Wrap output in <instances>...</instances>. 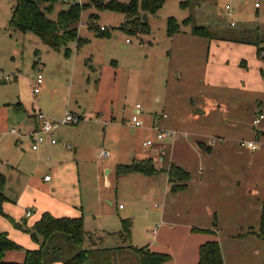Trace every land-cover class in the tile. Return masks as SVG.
Segmentation results:
<instances>
[{
    "label": "crops",
    "instance_id": "crops-1",
    "mask_svg": "<svg viewBox=\"0 0 264 264\" xmlns=\"http://www.w3.org/2000/svg\"><path fill=\"white\" fill-rule=\"evenodd\" d=\"M199 1L217 6V0H191V3L199 4ZM240 2L246 4L245 0ZM256 3H261V6L256 8ZM227 6L231 7L232 16H229ZM240 7V16L229 3L224 9L228 18L230 17V28H237V33L225 34L223 30L212 32L205 25L195 24L194 26L207 29L210 37L192 36L191 30L186 32V38L191 40V45L200 43L205 47L206 43H209L210 53L224 51L231 60L227 61L218 73L206 74L198 73L195 64L189 62L188 58L185 59L184 65L187 68L192 66V70L198 74L196 83L199 81V75L203 76L201 87L195 90V86H192L186 98L190 103L179 108L173 101L170 114L155 115L153 118V129L157 128V135L158 130H163L159 128L160 125L166 127L163 131H176L178 134L163 140L156 137V143L153 142L150 147L153 152H139L141 156L135 157L129 164L119 162L115 164L114 169L109 166L104 168L107 175L104 186L106 190L113 186L108 180V175L114 173L118 178L116 168L119 165H131L150 158L160 171L154 176L133 173L123 177L126 180L135 175L144 176L146 179L134 178L132 183L130 181L128 193L132 195L135 203L145 197H152L156 200L155 206L160 208L158 215L148 217L150 225L145 230L144 238L137 237L138 228L133 221L137 216H132L136 210L123 218L118 214V222L108 215L105 218V209L101 210L100 207L102 196L98 190L99 186L97 185V192L94 194L90 182L82 179V167L85 175L90 167L85 165V161L87 151L91 149L88 145L92 143L96 133V130L91 131L88 128L98 125L93 115L100 116L98 111L101 112V107L90 114L88 109L81 105L78 109H66L62 118L68 111L82 117L79 123L68 126L74 127L73 131L67 134L61 132V128L55 134L58 140L56 145L46 142L39 151H33L30 147V157L22 154L19 160L11 158L9 161L15 166L4 168L0 156V174L9 175L22 187L27 182L28 188L36 193V196L26 195L16 204L6 192L5 185L3 193L7 202L3 209L6 216L18 221L24 218V209L32 207L34 212L37 211L33 218L34 223L30 224L33 226L45 213L54 217L83 215L85 231L88 234L86 215H99L103 223L94 230L100 233L99 237L97 234H94V237L99 238V244L101 241L109 245H100V248L108 249L123 247L126 240L118 237L122 231L121 221L130 219L133 227L128 246L148 247L152 252L167 254L171 257L168 264H198L200 247L214 240L221 245L225 264H233V260L236 264H242L243 258L246 259V252L252 264H263L264 240L258 237L257 233L264 201V119L256 128L253 126V120L258 114H264V59L259 56V51H264V25H260L258 20H249L247 11H242L243 5ZM254 8L258 16L259 10L264 9V0H254ZM235 19H241L240 26ZM232 22H236L235 26H231ZM98 85L99 89L102 88V80ZM72 99V95L64 96L66 106L73 103ZM17 104L20 106L19 110L14 108L16 112L25 111L21 102L15 105ZM38 109L43 112L41 108ZM134 112L136 116L141 115L142 108L137 109L136 106ZM44 114L57 120V114ZM141 123L140 127L134 129L142 128L144 122ZM109 124V121H105L104 127ZM34 126L35 123L32 122L30 129ZM59 132L61 134L58 138ZM242 140L256 141L259 149L250 151L241 148ZM64 143L70 144L71 147L66 148ZM83 162L84 165H81ZM172 164L185 169L191 175L189 187L183 192L171 191L167 170ZM46 176H50L51 181H45ZM106 201L112 204L108 196ZM119 209L124 211L125 207L120 205ZM31 217L32 213L30 216L26 214V218ZM10 227L6 217L0 215V232L9 231L5 232L8 237L24 249L6 252L4 260L21 264L25 261V250H37L40 244L31 243L29 240L24 242L23 237L29 235H23ZM203 230H213L215 233H204ZM123 248L116 252L113 264H130V261L132 264H139L138 256Z\"/></svg>",
    "mask_w": 264,
    "mask_h": 264
},
{
    "label": "rangeland",
    "instance_id": "rangeland-1",
    "mask_svg": "<svg viewBox=\"0 0 264 264\" xmlns=\"http://www.w3.org/2000/svg\"><path fill=\"white\" fill-rule=\"evenodd\" d=\"M72 1H57L48 18L56 21L59 13ZM80 1L82 5H86L78 23V35L82 43L80 46L75 42L70 43L68 48H70L71 56L67 58L66 48H62L61 51L55 50L33 32L11 27L10 21L16 2L0 0L1 161L7 169L15 166L9 161L11 158L19 160L22 154L31 156L30 140L12 135L10 131L17 129L21 136L26 135L32 127L33 109L39 107L44 113H53L55 116L57 114V120H61L66 109H78L81 105L87 108L90 114L101 107V112L98 111L100 116L93 115L98 125L88 128L91 131L96 130V133L92 143L88 145L91 149L87 151L85 165L90 167L86 175L82 167V179L90 182L94 194L97 192V185L99 186L98 190L102 196L100 207L101 210L105 209V218L108 215L118 222L119 215L123 218L136 210L132 216L133 218L137 216L133 219L138 228L137 237L144 238L145 230L150 225L148 217L158 215L160 208L155 206L156 200L152 197H145L135 203L128 190L130 181L132 183L134 178L139 180L146 178L135 175L125 180L123 177L116 178L113 173L108 175V180L113 183V186L106 190L104 186L107 175L104 168L109 166L114 169L115 164L119 162L129 164L135 157L141 156L139 152L141 154L153 152L151 148L146 150L143 143L148 140L154 143L157 141V128L153 129L155 115L170 114L173 101L179 108L190 103L186 100L187 94L192 90V86H195L193 87L195 90L201 87L203 76L199 75L198 83L195 82L198 74L192 70V66L187 68L184 65L186 58L195 64L198 73L206 74L218 73L222 66L231 60L224 51L210 53L209 43H206L205 47L200 43L191 45L189 43L191 40L186 38V32L192 31L191 27L194 24L205 25L212 32L223 30L225 34L237 33V28L232 29L229 26L230 17L228 18L224 10L226 4L229 3L237 15L240 12V5H243L242 11H247L248 19L258 20L260 25H264V9L259 10L256 16L254 0H245L246 4H240V0H217V6L200 1L199 4L190 3L183 6L187 0H165L157 14L146 15L150 34L134 35L123 29V25L128 20L127 15L109 7L110 4H126L130 0H104L103 3L93 0ZM170 19H174L180 26L179 32L172 36L168 32ZM189 19L191 24H184ZM235 21L239 24L241 19H235ZM102 28L105 31H101ZM190 35L193 36L192 32ZM39 74L43 75V84L41 93L34 97L33 88L36 86ZM7 77L11 80L6 81ZM101 80L102 88L99 89L98 84ZM68 94L73 98L70 106H66L67 103L64 101V96ZM18 102H21L25 111L14 110L13 106ZM138 105L142 108V113L137 117L144 122V125L142 128L134 129L131 121L136 116L134 109ZM112 119H114L113 122ZM105 121L110 122L106 128ZM73 128L65 126L61 132L69 134L68 132L73 131ZM159 128L166 129L162 125ZM61 132L58 133V138ZM102 151H109L111 156L101 159ZM81 165H84V162ZM2 175L6 179V192L12 196L13 202L21 201L26 195L36 196V193L28 188L27 182L22 187L9 175ZM107 196L111 198L112 204L106 201ZM120 205L125 207L124 211L119 209ZM26 209H24L23 219L14 221L7 216L6 220L12 230L29 235L23 237L24 242L29 240L41 246L43 242L41 236L34 238L24 233L15 224L21 223L25 227L26 221L28 229L36 224L30 226L34 223L33 218L37 211L34 212L32 207ZM28 212L32 213L31 218H26ZM86 216L88 234L85 237L84 248L100 249V245L109 246L101 241L99 244V238L94 237V234L99 237L100 233L94 230L103 223L101 217L89 214ZM137 237L135 234L136 239ZM60 240L67 253L68 244L62 238ZM124 242L123 249H127L128 241ZM245 255L246 259L243 258L242 264H252L247 252ZM121 257L123 258V255ZM130 264H132L131 261ZM233 264H236L235 260Z\"/></svg>",
    "mask_w": 264,
    "mask_h": 264
},
{
    "label": "trees",
    "instance_id": "trees-1",
    "mask_svg": "<svg viewBox=\"0 0 264 264\" xmlns=\"http://www.w3.org/2000/svg\"><path fill=\"white\" fill-rule=\"evenodd\" d=\"M57 1L59 0H15L16 5L12 12L10 25L22 31L33 32L46 45L55 50L66 48L65 55L70 57L71 51L68 45L75 42L80 46L82 43L78 35V23L82 10L86 5H82L79 2L68 3L67 7L59 13L58 19L51 21L48 15L53 11ZM93 1L104 2V0ZM164 1L130 0L126 4H110L109 7L127 15L128 20L123 25L125 31L134 35H149L151 31L149 24L144 21V15L157 14L162 8ZM190 3L191 0H187L186 3H183V6H187ZM189 22L190 19L189 21L186 20L184 24ZM179 30V24L174 19H170L168 23L169 34L172 36ZM191 32L196 36L210 37L211 35L207 29L198 26H193ZM19 106L20 104H17L13 108L19 110ZM159 172L150 158L136 161L131 165H119L116 168V176L118 178L133 173L154 176ZM167 173L173 193H180L188 189L191 182V175L188 171L172 164ZM5 185L6 179L0 174V215L7 217L3 209L5 202H7V198L3 193ZM121 222L122 231L118 237L130 241L133 222L130 219H123ZM15 224L24 233L30 234L34 238L37 236L43 238L39 249L25 250V261L21 264H53L56 262H62L63 264H113L116 252L123 248L85 249L86 231L83 215L79 217H54L50 213H45L31 229L26 227V222L25 227L21 223ZM197 231L195 230V232ZM202 232L213 235L215 233L213 230H203ZM257 236L264 240V201ZM60 238L69 246L67 253H65V249L61 245ZM127 249L138 256L139 264H168L171 261L169 255L152 252L148 247L137 248L128 246ZM23 250L20 245L8 237L7 233L0 232V264H20L6 262L4 256L8 251ZM198 264H225L221 245L217 240L208 241L200 247Z\"/></svg>",
    "mask_w": 264,
    "mask_h": 264
},
{
    "label": "built area",
    "instance_id": "built-area-1",
    "mask_svg": "<svg viewBox=\"0 0 264 264\" xmlns=\"http://www.w3.org/2000/svg\"><path fill=\"white\" fill-rule=\"evenodd\" d=\"M73 3H81L80 0H73ZM261 6V3H256V8H259ZM227 10L229 11V16H232V9L230 6H227ZM231 26H235V23L232 22ZM101 31H105L104 28L101 29ZM128 42H131V40H128ZM259 56L264 59V51L261 50L259 52ZM10 77L6 78V81H10ZM43 84V75L39 74L36 79V86L33 88V94L34 96H37L40 93L41 85ZM137 109H140V105L137 106ZM33 122L35 123V126L33 129H30L26 135L21 136L19 130L12 129L10 131L11 134L17 135L19 137H25L28 138L31 142V149L33 151H39L41 146L44 145L46 142H50L52 145H56L58 143L56 139V132L59 131L61 128L65 126L75 125L79 123L82 120V117H80L77 114L67 112L63 119L61 120H53L47 115H45L41 110L35 109L32 115ZM264 119V114L260 113L258 114L255 119L253 120V126L256 128L261 121ZM142 125L141 121L138 119L137 116L133 118L132 127H140ZM159 133L157 135L158 140H163L165 137L177 135L178 133L176 131H163L158 130ZM153 142L151 140H148L143 143V146L145 148L152 147ZM64 146L66 148H70L71 145L68 143H64ZM240 147L243 149H248L250 151H257L259 149V146L256 141H247L242 140L240 142ZM110 152L108 151H102L100 153V157H110ZM45 181H51L50 176H46L44 178ZM122 208V207H121ZM30 212L27 213V216H30ZM153 233H156V230L153 231Z\"/></svg>",
    "mask_w": 264,
    "mask_h": 264
},
{
    "label": "water",
    "instance_id": "water-1",
    "mask_svg": "<svg viewBox=\"0 0 264 264\" xmlns=\"http://www.w3.org/2000/svg\"><path fill=\"white\" fill-rule=\"evenodd\" d=\"M144 21H145L146 23H148V18H147L146 15H144Z\"/></svg>",
    "mask_w": 264,
    "mask_h": 264
}]
</instances>
